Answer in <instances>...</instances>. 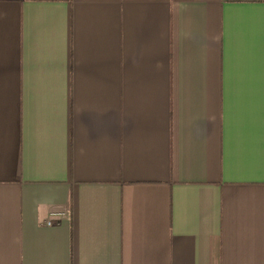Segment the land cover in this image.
<instances>
[{
  "label": "crops",
  "instance_id": "crops-1",
  "mask_svg": "<svg viewBox=\"0 0 264 264\" xmlns=\"http://www.w3.org/2000/svg\"><path fill=\"white\" fill-rule=\"evenodd\" d=\"M0 264H264V0H0Z\"/></svg>",
  "mask_w": 264,
  "mask_h": 264
},
{
  "label": "built area",
  "instance_id": "built-area-1",
  "mask_svg": "<svg viewBox=\"0 0 264 264\" xmlns=\"http://www.w3.org/2000/svg\"><path fill=\"white\" fill-rule=\"evenodd\" d=\"M67 214V212L66 211H63V212H53V213H51L50 214V217L52 218V217H64L65 215ZM47 224L48 225H51L52 224V221L51 220H49V221H47Z\"/></svg>",
  "mask_w": 264,
  "mask_h": 264
}]
</instances>
